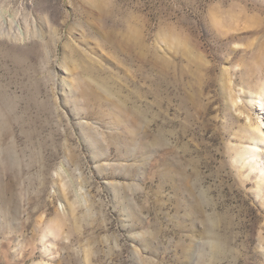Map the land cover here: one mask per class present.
Returning <instances> with one entry per match:
<instances>
[{"label":"rangeland","instance_id":"374dc122","mask_svg":"<svg viewBox=\"0 0 264 264\" xmlns=\"http://www.w3.org/2000/svg\"><path fill=\"white\" fill-rule=\"evenodd\" d=\"M263 83L264 0H0V264H264Z\"/></svg>","mask_w":264,"mask_h":264},{"label":"bare ground","instance_id":"6f19581e","mask_svg":"<svg viewBox=\"0 0 264 264\" xmlns=\"http://www.w3.org/2000/svg\"><path fill=\"white\" fill-rule=\"evenodd\" d=\"M248 99H249V103L252 102L254 104V107H257L258 113H264V83L258 88V91L256 93L250 94ZM246 117H247L246 132L249 136L250 141L247 144L242 145L240 150L236 151L235 159L237 158L238 161H246L247 163L250 162L253 168L258 170V183L262 184L264 181V161H261L262 155L260 151L264 152V150H261V146L262 144H264V120H263L264 118L262 120L260 119L256 122H253L249 115H247ZM61 230L62 229L58 224V221L56 223L50 220L45 225L44 236H47L49 234H55L59 236L61 234ZM211 243H212L211 246H213L211 249L214 250V252L213 251L212 252L217 254V252H219L220 249L214 237ZM217 255H219V253ZM39 264H50V263L45 262Z\"/></svg>","mask_w":264,"mask_h":264}]
</instances>
